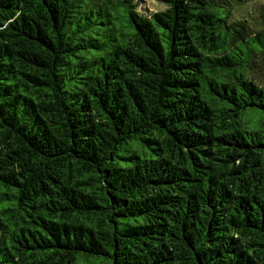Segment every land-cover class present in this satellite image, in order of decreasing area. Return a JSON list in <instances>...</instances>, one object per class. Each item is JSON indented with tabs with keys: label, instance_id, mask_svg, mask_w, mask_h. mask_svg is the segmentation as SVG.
Wrapping results in <instances>:
<instances>
[{
	"label": "trees",
	"instance_id": "trees-1",
	"mask_svg": "<svg viewBox=\"0 0 264 264\" xmlns=\"http://www.w3.org/2000/svg\"><path fill=\"white\" fill-rule=\"evenodd\" d=\"M0 0V264H264V6Z\"/></svg>",
	"mask_w": 264,
	"mask_h": 264
},
{
	"label": "rangeland",
	"instance_id": "rangeland-1",
	"mask_svg": "<svg viewBox=\"0 0 264 264\" xmlns=\"http://www.w3.org/2000/svg\"><path fill=\"white\" fill-rule=\"evenodd\" d=\"M139 5V10L143 13H153L158 10H163L164 6L155 0H135ZM264 6V0H251L244 6L238 16H245L249 20H255L259 17V11Z\"/></svg>",
	"mask_w": 264,
	"mask_h": 264
}]
</instances>
